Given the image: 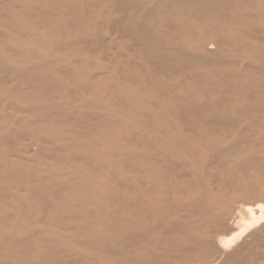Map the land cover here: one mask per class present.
I'll return each mask as SVG.
<instances>
[{
	"label": "bare ground",
	"instance_id": "obj_1",
	"mask_svg": "<svg viewBox=\"0 0 264 264\" xmlns=\"http://www.w3.org/2000/svg\"><path fill=\"white\" fill-rule=\"evenodd\" d=\"M0 264H264V0H0Z\"/></svg>",
	"mask_w": 264,
	"mask_h": 264
},
{
	"label": "rangeland",
	"instance_id": "obj_2",
	"mask_svg": "<svg viewBox=\"0 0 264 264\" xmlns=\"http://www.w3.org/2000/svg\"><path fill=\"white\" fill-rule=\"evenodd\" d=\"M234 202L238 203L239 202V197L235 198Z\"/></svg>",
	"mask_w": 264,
	"mask_h": 264
}]
</instances>
